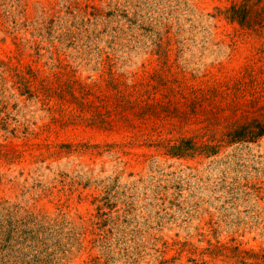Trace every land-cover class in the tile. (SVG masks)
Returning a JSON list of instances; mask_svg holds the SVG:
<instances>
[{"label": "rangeland", "instance_id": "1", "mask_svg": "<svg viewBox=\"0 0 264 264\" xmlns=\"http://www.w3.org/2000/svg\"><path fill=\"white\" fill-rule=\"evenodd\" d=\"M254 119L264 0H0V264H264Z\"/></svg>", "mask_w": 264, "mask_h": 264}, {"label": "trees", "instance_id": "2", "mask_svg": "<svg viewBox=\"0 0 264 264\" xmlns=\"http://www.w3.org/2000/svg\"><path fill=\"white\" fill-rule=\"evenodd\" d=\"M264 121V120H263ZM260 120H252L247 123H243L240 125H237L233 129H231V132L228 131L226 134H224L225 137H228V139L232 140H239L242 138H253L260 136L264 132V122ZM183 142H180L177 145H172L169 147V150L172 151L173 156L181 155V152L185 151L186 149H183ZM191 148H188L190 150Z\"/></svg>", "mask_w": 264, "mask_h": 264}]
</instances>
